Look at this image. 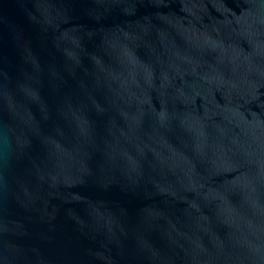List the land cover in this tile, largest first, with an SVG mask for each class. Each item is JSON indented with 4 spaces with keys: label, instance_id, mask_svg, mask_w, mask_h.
Returning a JSON list of instances; mask_svg holds the SVG:
<instances>
[{
    "label": "water",
    "instance_id": "obj_1",
    "mask_svg": "<svg viewBox=\"0 0 264 264\" xmlns=\"http://www.w3.org/2000/svg\"><path fill=\"white\" fill-rule=\"evenodd\" d=\"M0 264H264V0H0Z\"/></svg>",
    "mask_w": 264,
    "mask_h": 264
}]
</instances>
